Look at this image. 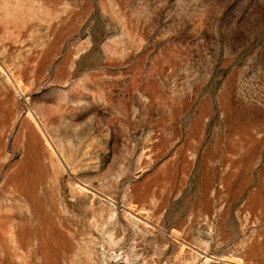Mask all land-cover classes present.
I'll use <instances>...</instances> for the list:
<instances>
[{
    "label": "rangeland",
    "instance_id": "obj_1",
    "mask_svg": "<svg viewBox=\"0 0 264 264\" xmlns=\"http://www.w3.org/2000/svg\"><path fill=\"white\" fill-rule=\"evenodd\" d=\"M0 264H264V0H0Z\"/></svg>",
    "mask_w": 264,
    "mask_h": 264
}]
</instances>
